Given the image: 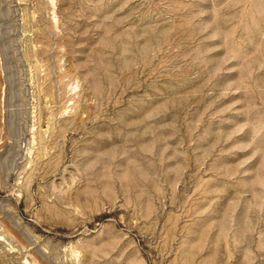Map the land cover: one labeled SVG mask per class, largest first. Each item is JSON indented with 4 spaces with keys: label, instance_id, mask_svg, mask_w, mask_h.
Returning a JSON list of instances; mask_svg holds the SVG:
<instances>
[{
    "label": "rangeland",
    "instance_id": "1",
    "mask_svg": "<svg viewBox=\"0 0 264 264\" xmlns=\"http://www.w3.org/2000/svg\"><path fill=\"white\" fill-rule=\"evenodd\" d=\"M0 264H264V0H0Z\"/></svg>",
    "mask_w": 264,
    "mask_h": 264
}]
</instances>
